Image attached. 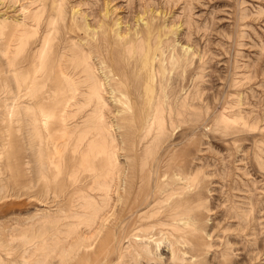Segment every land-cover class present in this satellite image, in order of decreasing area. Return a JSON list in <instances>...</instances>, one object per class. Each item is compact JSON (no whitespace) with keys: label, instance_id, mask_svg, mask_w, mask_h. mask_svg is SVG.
I'll list each match as a JSON object with an SVG mask.
<instances>
[{"label":"rangeland","instance_id":"1","mask_svg":"<svg viewBox=\"0 0 264 264\" xmlns=\"http://www.w3.org/2000/svg\"><path fill=\"white\" fill-rule=\"evenodd\" d=\"M52 1L0 0V97L24 79L21 63L32 62L44 39L36 23L45 22ZM64 16L74 29L70 52L82 49L77 38L91 35L90 27L102 25L97 47L119 60L121 77L129 61L146 91L154 85L158 94L162 83L167 121L153 122L142 98L121 104L105 93L111 107L100 114L88 84L76 83L73 117L62 123V104L42 96L35 112L47 114L49 133L52 126L58 131V170L47 163L54 153L48 131H40L42 140L31 129L21 135L16 125L0 122L6 172L0 179L7 181L0 189V264H264V0H64ZM143 23L151 25L150 40L124 46ZM116 34L125 39L115 46ZM157 46L163 69L156 65L152 73L147 50ZM91 62L101 74L96 58ZM9 66L17 67L14 74L6 73ZM120 79L122 91L127 78ZM41 158L46 181L38 174ZM118 196H139L138 204L155 196L137 214L156 213L138 247L118 240ZM172 204L185 218L195 215L193 246L174 240L176 222L165 213Z\"/></svg>","mask_w":264,"mask_h":264},{"label":"bare ground","instance_id":"2","mask_svg":"<svg viewBox=\"0 0 264 264\" xmlns=\"http://www.w3.org/2000/svg\"><path fill=\"white\" fill-rule=\"evenodd\" d=\"M24 3H26V2H24ZM43 4H45V3H43ZM47 4H49V3H47ZM22 6H24V5H22ZM65 6H66V4H65ZM49 8H51V9L49 10ZM44 10H45V8H44ZM48 10H49V12L46 13L45 22L43 21L44 23H40V22L36 23V29H45L44 39L42 40V42L39 45L37 44L38 47L35 46V47H37V49L35 52H34L35 49L33 50L34 53L32 54V62L28 61V59H23V61L21 63L22 68L21 67L20 68L22 70L21 72H23L25 74L24 79L22 81H17L15 79L16 90L14 92H11L8 89V91H6V92L9 94L7 95V93H6L5 96L3 95L2 97H0V112H2V115H3V118H1L0 122H3V123L4 122H8V123L11 122V124L16 125L17 131H18V133L20 132L21 135L25 130L31 129L34 133L38 134L39 138L42 137L41 138L42 140H44V138H43V136L40 135V133H41L40 131L42 129L48 131V135H46V138H47L46 140H48V139L53 140V146L52 147H53L54 153H52L47 158V163H48V165H50V164L55 165V168L58 170L59 167L56 164L62 162L61 155L59 154L61 151L59 148L62 145L60 146V144L58 143V141L56 140V137H55L56 136L55 133L58 131L55 132V129H53V126H52V134L49 133V130H48L49 124L46 121V119H48V117H46L47 114L44 115L42 112L36 113L35 108L40 105V102L45 97H47V99L50 100L53 104L59 102V105L62 104V106L58 110V113L60 115L61 122L66 123L70 118L73 117L72 116L73 115L72 108L76 102L74 103L72 101L75 98V86H76L75 84L76 83L88 84V90L90 92L89 98L93 99V101H97V102H94V107H95V110L99 111L100 114L102 113V111L104 109L111 107V106L108 107L106 104V101H104L105 99L103 97V94L105 93V94L110 95L111 98H113V100L115 101V103H121L123 98H125L126 104L130 102V98H132L133 100L134 99L137 100L138 98H142L145 101V107L148 109V115L153 120V122H160L162 124L163 121L164 122L167 121V120L165 121L163 119V117H164L163 104L165 102L163 103L164 100L162 101L163 98L161 99V96H160L162 93H164L162 83L159 81L161 86L159 88L158 94H156V92H155L156 88H154V85H153V90H152L153 93L152 92L149 93V89H148V91H146L145 87H143V84L141 83V81L143 79L141 72L134 73L132 70L130 71L128 69L130 66L129 61H128V63H126L127 66H125L126 65L125 64V65H123L124 68H122L126 71L122 77L127 78V79H125L126 81L124 82V85H126V84L127 85L125 86V89L122 88V91L118 90V87L120 88V86L122 84L121 83L122 79H120V78H122L121 73L123 72V71L122 72L120 71V67L117 64L119 62V60L116 63L115 61H117V60H111L110 58H107L105 55L103 56L97 47V43H99V42L96 40V38L99 35V34H97L99 31H96V30H98V27L101 29L102 25L98 24V26L90 27L91 35L88 34L89 36H84V37L81 36V37L77 38V40H79V42H80L79 46H81L82 49L77 53H72L69 51V49H66V48L68 47V44H69L68 42L71 41L70 32H74V29L72 28V24H70V22H68V20H66V17L65 16H64L65 18L63 17L64 0H53L48 5ZM73 12H75V11H73ZM43 13H44V11H43ZM94 16H96V15H94ZM24 22H26V21H24ZM141 22H143V19ZM142 25L145 26V29L141 32L135 31L136 32L135 35H133V36L129 37L127 40H125L124 46H130L132 44H135L134 42L139 40V44H140L139 48H140V46L142 45V43H144L145 40H150L151 35L149 32H151V25H149L148 23H143ZM24 26L27 28L26 25H24ZM24 26L23 27L21 26V27L24 28ZM83 29H85V28H83ZM27 31H26V33H28ZM86 31H88V30H86ZM116 33H119V32L116 31ZM122 34H124V33H122ZM126 34H129V32L125 33V35ZM116 36H114L116 39L113 37L115 40L113 39L111 42V43H113V45L117 44L116 43L118 41L117 39H119V40L125 39L122 37L120 39V37H119L120 34L119 35L116 34ZM126 36H128V35H126ZM87 37H90L91 39H88ZM73 41H75V40H73ZM73 41H72V43H73ZM151 41H150V43H151ZM111 43H110V46H111ZM159 43L161 44V42H159ZM118 45H120V44H118ZM86 47L88 48V51L85 50ZM137 47H138V45H137ZM113 48H114V46H113ZM157 48H158V46H157ZM157 48L154 50H151V52H150V49L147 50V57L152 56L151 57L152 61L150 60L151 62L148 61V59H147V61L149 63H151L149 70H151L152 73L155 72V69H156L155 66L156 65H157L156 67L159 68V70L161 68L163 69L162 63L164 62V59L162 58V56L164 53L163 54L159 53V55H158L156 52H157V50H159V48L158 49ZM114 49H117V48H114ZM119 49H121L120 46H119ZM110 50L112 51V49H110ZM122 50H124V48ZM116 52H117V50H116ZM139 52L141 53V51H139V49H137L136 54H138ZM120 53H122V51ZM27 54H29V52H27ZM114 54H115V50H114ZM115 55H117V54H115ZM131 55H132V53H131ZM156 55H158L159 61L157 62V60H156L157 63L155 64V63H153V60H155ZM25 57H26V55H25ZM93 57L96 58V60L98 61V65H99V69H100L99 71H101V74L97 73L96 65H94L91 62V59ZM111 58H112V55H111ZM119 58H121V57H119ZM125 58H123V59H125ZM172 58L173 57H171V61H172ZM134 60H136V59H134ZM145 60H146V58H145ZM122 63H123V61H122ZM136 63H137V61H136ZM170 63L172 64V62H170ZM179 63H181V62H179ZM147 65H149V64H147ZM147 65H145V66H147ZM121 66H122V64H121ZM142 66H144V65H142ZM163 66H165V65H163ZM13 67H14V69L17 68L15 66H9L8 71L6 73H9L10 69H12L11 70L13 72L12 74H14L15 70L13 69ZM144 69H145V67H144ZM135 71H136V69H135ZM82 74L85 75L84 79H80ZM9 75H10V73H9ZM15 75H17V73H15ZM77 75H78V79L75 80L74 77ZM149 76H151V75H149ZM153 76L155 77L154 74H153ZM159 76H160V74H159ZM147 78H148V75H147ZM161 78H163V77H161ZM156 80H158V78H156ZM7 81L6 80L2 81L3 82L2 85L7 87L6 86ZM127 81L133 83V87H128L129 82H127ZM130 86H132V84ZM148 87H150V86H148ZM120 95H121V97H120ZM145 95L147 96V103L148 104H146ZM42 96H43V99H42ZM34 99H35V101L33 102ZM43 101H45V100H43ZM25 102H26V104H25ZM72 103H74V104H72ZM139 105H141V104H138V106ZM165 105H166V103H165ZM125 107H128V106H125ZM116 109L117 108H115V110ZM54 111H53V113H54ZM173 113H175V112H173ZM109 114H112V112ZM113 114H112V116H113ZM115 114H118V113H115ZM50 115L54 116L55 114L54 115L50 114ZM116 117H117V115H116ZM149 119H147V120L149 121ZM150 125H151V123H150ZM160 125H157V126L160 127ZM95 126L99 127L98 124ZM145 127L146 126L144 125V127H142V130ZM162 128H163V126H162ZM7 129H9V128H7ZM147 129H150V128H147ZM62 130L63 129H61V131ZM158 130H160V129H158ZM4 131H5V129H4ZM6 132H9V131H5V133ZM146 132L148 133V131H146ZM64 133L68 134L66 129H65ZM142 133H144V132H142ZM157 135H156V137H157ZM85 136H86V134H85ZM19 138H20V136H19ZM57 138L59 140V137H57ZM81 138H83V137H81ZM36 139H38V138H36ZM66 140L62 144H64V147L68 146V148H69L68 151L72 150V148L69 147L70 143L66 144L67 143ZM73 143H75V142H73ZM38 146H39V144H38ZM78 147L79 146L74 145V149L75 148L77 149ZM76 149L74 151H76ZM85 153H83V154H85ZM53 154H54V156H53ZM57 156L59 157L58 158L59 160H57ZM3 157H4V149L2 147H0V162H1V160H3L2 159ZM39 161H40V164H38L39 165L38 166L39 167L38 174L41 176V178H44L46 181V178H47L46 175H47V171H48L47 169L48 168H46V165L43 163L42 158ZM42 168H45L47 171L42 170ZM94 169H95V167H94ZM4 173H6V172L1 169V165H0V176L4 175ZM6 183H7V181L4 182V180L0 179V189L4 188V186H7ZM46 183H48V182H46ZM46 189H47V186H46ZM138 197L139 196H118V200L116 201V203L119 205V216H118L116 223H115V227L118 230V240L119 241L120 240L125 241L126 239H128L129 243H132L136 247H138V243H142V241L144 240V239H139V238L145 237V235H142V234L151 231L152 228L155 226V223H156V221L155 222H150V221L148 222V220H151V218L156 215V213L153 215L150 214V213H153L154 209L149 211L148 213L144 214L143 217H141V216L137 217V214L140 212V210H143L142 209L143 206H145V205L149 206V204H150L149 199H151L155 196H144L142 202L139 204L137 203ZM165 209H167V207H165ZM183 209H185V208H183ZM167 211H165V213H167L170 216H173L174 221L176 222L175 224H173V228L175 229L176 232L179 233L178 236L174 237V240L176 242H180V243H183V241L188 240L192 244L191 246H193L194 242H193V240H189V238L193 239L194 234L197 231H199L198 227H197V219H195L196 217H193L195 215L188 216L186 218L183 217L182 213L179 212V207L175 206L174 204H172L171 207ZM149 214L152 216H150ZM199 229H202V228H199ZM160 246H161V244H160ZM195 246H197V245H195ZM161 248H163V247L161 246ZM192 249H193L192 247L187 249V250L185 249L186 251H184V253H191L190 251H192ZM171 255H174L173 251H171Z\"/></svg>","mask_w":264,"mask_h":264}]
</instances>
